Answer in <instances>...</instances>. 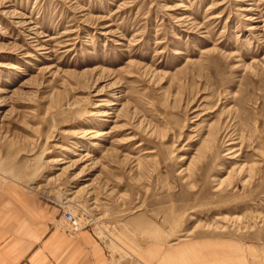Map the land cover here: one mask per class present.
I'll return each instance as SVG.
<instances>
[{
  "label": "rangeland",
  "instance_id": "obj_1",
  "mask_svg": "<svg viewBox=\"0 0 264 264\" xmlns=\"http://www.w3.org/2000/svg\"><path fill=\"white\" fill-rule=\"evenodd\" d=\"M0 190L121 264L186 239L264 264V0H0Z\"/></svg>",
  "mask_w": 264,
  "mask_h": 264
},
{
  "label": "crops",
  "instance_id": "obj_2",
  "mask_svg": "<svg viewBox=\"0 0 264 264\" xmlns=\"http://www.w3.org/2000/svg\"><path fill=\"white\" fill-rule=\"evenodd\" d=\"M156 248L140 264H250L234 245L221 241L185 240L168 254ZM0 264H112L106 246L89 229L76 234L61 222L59 207L16 190H0Z\"/></svg>",
  "mask_w": 264,
  "mask_h": 264
},
{
  "label": "bare ground",
  "instance_id": "obj_3",
  "mask_svg": "<svg viewBox=\"0 0 264 264\" xmlns=\"http://www.w3.org/2000/svg\"><path fill=\"white\" fill-rule=\"evenodd\" d=\"M253 20H255V19H253ZM255 29V28H254ZM93 105V104H92ZM82 109V108H81ZM65 111H68V112H70V113H77L78 111H79V108H78V106L77 105H73V106H68L66 109H65ZM104 116H107V115H104ZM64 124V123H63ZM218 134V139L219 140H221V141H223L224 143H226V142H230V140H229V136H227L226 134H225V132H222V130H221V132L219 131V133H217ZM86 135V134H85ZM215 137V136H214ZM94 138H96V137H94ZM212 139H213V137H212ZM217 140V139H216ZM80 162H78V163H83V162H88V161H90V159H89V155H85L83 158H81L80 160H79ZM193 162V161H192ZM62 173H65V170L64 169H62V170H60ZM190 172V169L188 168L187 170H186V172ZM191 171H192V169H191ZM71 216H72V214H70ZM73 218H74V220L72 221V222H74V223H72V222H70V221H68L66 218H65V215H63L62 216V218H61V222H62V224H63V226L65 227V229L67 230V231H69V232H71L72 234H76L77 233V231L80 229L79 228V226H81L82 225V227H84L85 226V224L86 223H88V222H86V221H84V220H77L76 221V219H75V216H72ZM75 222H77L78 224H76ZM77 228V229H76ZM96 233L98 234V231H96ZM99 235V234H98ZM100 237V236H99ZM101 238V237H100ZM101 240L102 241H104V243L106 244V246L108 247V249L110 250V252H111V254H112V256H113V258H112V264H121L122 263V261H124L125 259H124V256H123V254H120V253H122V252H120V253H118V251L116 250V249H114L113 248V246H112V243L111 242H108V241H106V240H104V239H102L101 238ZM187 240V239H186ZM115 247V246H114ZM117 252V253H116ZM122 260V261H121Z\"/></svg>",
  "mask_w": 264,
  "mask_h": 264
},
{
  "label": "built area",
  "instance_id": "obj_4",
  "mask_svg": "<svg viewBox=\"0 0 264 264\" xmlns=\"http://www.w3.org/2000/svg\"><path fill=\"white\" fill-rule=\"evenodd\" d=\"M65 218L68 220V221H70V222H72L73 220H74V218L70 215V214H66L65 215ZM72 223H74V222H72ZM77 229V228H76Z\"/></svg>",
  "mask_w": 264,
  "mask_h": 264
}]
</instances>
